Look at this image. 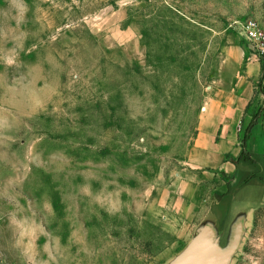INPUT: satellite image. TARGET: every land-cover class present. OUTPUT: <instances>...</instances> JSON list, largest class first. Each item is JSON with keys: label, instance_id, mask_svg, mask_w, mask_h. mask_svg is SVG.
<instances>
[{"label": "rangeland", "instance_id": "374dc122", "mask_svg": "<svg viewBox=\"0 0 264 264\" xmlns=\"http://www.w3.org/2000/svg\"><path fill=\"white\" fill-rule=\"evenodd\" d=\"M251 22L264 0H0V264H172L207 224L234 244L264 200ZM242 150L263 179L241 162L219 199ZM228 264H264V203Z\"/></svg>", "mask_w": 264, "mask_h": 264}, {"label": "crops", "instance_id": "0c3cea01", "mask_svg": "<svg viewBox=\"0 0 264 264\" xmlns=\"http://www.w3.org/2000/svg\"><path fill=\"white\" fill-rule=\"evenodd\" d=\"M260 68L259 62L252 61L247 64V76L251 74H255ZM246 75L243 76H238L237 80L233 79V82L223 90L219 91V94L216 96L217 99L213 100L215 103V106L218 108L217 110L221 113H231V114H238V113H243L247 105L249 103V100L251 99L252 96V91L248 90L247 88L243 87L244 81L247 79ZM218 93V92H217ZM238 159V158H237ZM231 160L232 166H229L227 168H223V172L225 173H230L231 178L228 179L229 185L226 186V188L220 192V197L219 199H224V197L231 192V184L235 181V172L238 169V166L240 165L241 162H238V160ZM219 199H216L214 201H217ZM251 205H249L248 210L246 211L245 217H240L237 222L235 223V226L232 231L233 239L234 237L239 233L244 231L245 227V222L247 220L251 219L253 216L254 212L261 207V205L264 203V200L261 199L260 204L257 205L258 201L255 199V201H252ZM206 226L211 227L216 235L220 238L224 231H219L217 227L211 226L207 224ZM221 228V227H220ZM219 228V229H220ZM222 230V229H221ZM229 246V245H228Z\"/></svg>", "mask_w": 264, "mask_h": 264}, {"label": "water", "instance_id": "95a60500", "mask_svg": "<svg viewBox=\"0 0 264 264\" xmlns=\"http://www.w3.org/2000/svg\"><path fill=\"white\" fill-rule=\"evenodd\" d=\"M240 235L241 232L234 237V244L223 248L214 230L204 226L172 264H228V258Z\"/></svg>", "mask_w": 264, "mask_h": 264}, {"label": "built area", "instance_id": "2783aa9c", "mask_svg": "<svg viewBox=\"0 0 264 264\" xmlns=\"http://www.w3.org/2000/svg\"><path fill=\"white\" fill-rule=\"evenodd\" d=\"M246 37L255 56L257 58L264 57V29L258 24L251 22L247 26Z\"/></svg>", "mask_w": 264, "mask_h": 264}, {"label": "trees", "instance_id": "16d2710c", "mask_svg": "<svg viewBox=\"0 0 264 264\" xmlns=\"http://www.w3.org/2000/svg\"><path fill=\"white\" fill-rule=\"evenodd\" d=\"M258 117V115H255L254 116V119H256ZM253 121L251 122L250 126L251 125H254L253 124ZM248 138V136H245V140ZM238 162H242L246 165H249L252 169V175L251 177L253 178H260V179H263V176L261 174H259L258 172H256V162L255 160L252 158V156L248 155L247 152L245 150H242L240 155L238 156Z\"/></svg>", "mask_w": 264, "mask_h": 264}]
</instances>
